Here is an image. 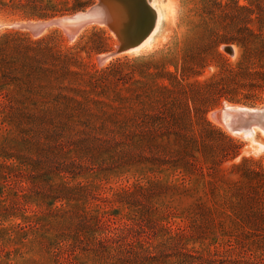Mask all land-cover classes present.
I'll list each match as a JSON object with an SVG mask.
<instances>
[{
  "label": "rangeland",
  "instance_id": "1",
  "mask_svg": "<svg viewBox=\"0 0 264 264\" xmlns=\"http://www.w3.org/2000/svg\"><path fill=\"white\" fill-rule=\"evenodd\" d=\"M96 1L0 0V264H262L264 129L210 113L264 106V0H154L136 52L13 26Z\"/></svg>",
  "mask_w": 264,
  "mask_h": 264
},
{
  "label": "water",
  "instance_id": "2",
  "mask_svg": "<svg viewBox=\"0 0 264 264\" xmlns=\"http://www.w3.org/2000/svg\"><path fill=\"white\" fill-rule=\"evenodd\" d=\"M121 1L123 0H97L96 3L89 6L84 11H79L71 15L51 18L47 20H38L33 23L29 21H26V23H16L13 26L16 29H22L27 31L31 36L34 37L40 35L45 28L56 26L61 28L63 34L66 36L67 39H69L76 32L79 26L86 25L91 22L105 24L106 26L111 27L115 31H118L117 37H118L119 45L116 47V50L114 52H120L130 43H132L131 42L132 39H135L134 41H137V38H135V36L137 37L141 28H145L146 26V28L149 30L153 23V15L151 11L147 8L143 0H137L138 3L142 5L141 8L144 14L142 19H141V15L139 17L140 25L136 24L135 31H133L132 35L131 34L128 35L129 32H127L126 30L121 31L116 23V19L118 17L116 15V12H114L115 9L113 5H115V3L117 2H120L122 6L128 3L134 5L137 4L135 0H125L126 2L125 4L121 3ZM144 20H148V22H143ZM119 32H121V34H119ZM230 50L231 49L229 48V51ZM110 55L111 54L98 56L97 60L99 63H101L105 60L106 57H109ZM210 117L213 121L222 123L224 125H228L230 126V128L235 130L245 129L246 127L253 124L259 125L264 129V106L260 108H256V107H246V106L232 107V106L223 105L220 110L212 111L210 113Z\"/></svg>",
  "mask_w": 264,
  "mask_h": 264
},
{
  "label": "bare ground",
  "instance_id": "3",
  "mask_svg": "<svg viewBox=\"0 0 264 264\" xmlns=\"http://www.w3.org/2000/svg\"><path fill=\"white\" fill-rule=\"evenodd\" d=\"M144 1V3H145V5L147 6V8L150 10V9H154L155 10V14H154V24H153V26H151L152 28H151V30L145 35V36H143L141 39H139V41H136V43L135 44H132V45H130V46H127V50L126 51H135L136 52V50H138V49H140L141 47H143V46H145V45H147L148 44V46H149V43H150V41H152V38H154L153 37V35L155 34V32L157 31V29H158V26H159V22H160V19H161V17H162V14L158 11V10H156V8H155V1L154 0H143ZM160 1V0H159ZM138 2V1H137ZM121 3H124L125 4V0H123V1H121ZM117 4V5H116ZM125 6H127V5H125ZM141 6V5H140ZM139 6V7H140ZM113 7H114V9H115V11L114 12H116V15H117V19H116V23H117V25H118V28H119V23H121L120 21L122 20V18H123V11L125 12V10L126 9H124V5L122 6L121 4H120V2H117V3H115V5H113ZM128 7V6H127ZM158 7V6H157ZM130 8V7H129ZM124 9V10H123ZM171 10V9H170ZM129 11V10H128ZM172 11V10H171ZM131 12H132V10H131ZM154 12V11H153ZM130 13V12H129ZM125 15V17H127V11H126V14H124ZM129 16V15H128ZM133 18V17H132ZM124 19V18H123ZM131 19V18H130ZM126 21V19H124V22ZM29 22H31V23H33L34 21H29ZM13 23V22H12ZM19 23H26L25 21H23V22H19ZM92 23H96V22H91V23H89V24H92ZM5 24V23H4ZM10 24V23H9ZM15 24V23H14ZM89 24H86V25H82V26H79V28L76 30V32L72 35V37H70L69 39H67L66 38V36H65V38L67 39V40H72V39H74L76 36H77V34H79L80 32H82L85 28H87V25H89ZM97 24H99V25H105V24H100V23H97ZM6 25V24H5ZM4 25V26H5ZM116 25V26H117ZM121 25H124V24H121ZM0 26H2L1 24H0ZM7 26V25H6ZM12 26V25H11ZM106 26V25H105ZM125 26V25H124ZM52 27V26H51ZM51 27H48V28H45L43 31H42V34L43 33H45V32H47ZM55 27V26H54ZM89 27V26H88ZM108 27V26H107ZM126 27V26H125ZM15 28V27H14ZM59 28V27H58ZM110 28V30H113L114 32H118V31H115L114 29H112L111 27H109ZM127 28V27H126ZM61 29V28H60ZM109 30V29H108ZM120 30L122 31V30H125L124 28H121L120 27ZM127 30V29H126ZM128 30H129V28H128ZM62 31V30H61ZM115 33V34H116ZM120 34H121V32H119ZM112 34V33H111ZM118 34V33H117ZM76 39V38H75ZM135 40V39H134ZM153 45V44H152ZM126 48V47H125ZM142 50V49H141ZM223 105H227V106H232V107H234V106H237V107H242L241 105L239 106V105H234V104H231V103H225V104H223ZM222 105V106H223ZM222 106H220V109L222 108ZM260 108V107H259ZM219 109V110H220ZM232 116H234V115H232ZM232 116H230V117H232ZM216 122V121H215ZM216 123H218V122H216ZM218 124H220L221 126H223L225 129H227L230 133H232V134H235V135H240L239 137H243V138H245V139H250L251 137H252V135H253V133H254V130L255 129H257L258 127H256V126H252V125H250V126H248V127H246L245 129H237V130H235V129H232V128H230V126H228V125H224V124H222V123H218ZM253 125H256V124H253ZM259 126V125H258ZM263 128V127H262ZM261 129V128H260ZM260 129H258V130H260ZM225 131V130H224ZM263 132V131H262ZM228 133V132H227ZM264 133V132H263ZM255 134V133H254ZM231 135V134H230ZM234 135V136H235ZM254 136V135H253ZM236 137V136H235ZM242 138V139H243ZM249 141H251V140H249ZM263 145V144H262ZM263 147V146H262ZM258 150V149H257Z\"/></svg>",
  "mask_w": 264,
  "mask_h": 264
},
{
  "label": "trees",
  "instance_id": "4",
  "mask_svg": "<svg viewBox=\"0 0 264 264\" xmlns=\"http://www.w3.org/2000/svg\"><path fill=\"white\" fill-rule=\"evenodd\" d=\"M253 213H259V214L262 213L264 215V210L263 208H259V209L254 210ZM262 264H264V261Z\"/></svg>",
  "mask_w": 264,
  "mask_h": 264
}]
</instances>
